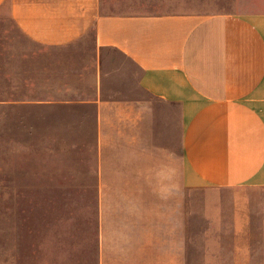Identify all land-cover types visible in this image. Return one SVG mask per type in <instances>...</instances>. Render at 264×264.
<instances>
[{
    "label": "crops",
    "instance_id": "crops-1",
    "mask_svg": "<svg viewBox=\"0 0 264 264\" xmlns=\"http://www.w3.org/2000/svg\"><path fill=\"white\" fill-rule=\"evenodd\" d=\"M245 6L0 0L39 52L31 101L92 113L94 264H264V0Z\"/></svg>",
    "mask_w": 264,
    "mask_h": 264
},
{
    "label": "rangeland",
    "instance_id": "rangeland-1",
    "mask_svg": "<svg viewBox=\"0 0 264 264\" xmlns=\"http://www.w3.org/2000/svg\"><path fill=\"white\" fill-rule=\"evenodd\" d=\"M136 1L212 14L253 0ZM32 53L37 47L0 18V264H94L92 113L33 103Z\"/></svg>",
    "mask_w": 264,
    "mask_h": 264
}]
</instances>
